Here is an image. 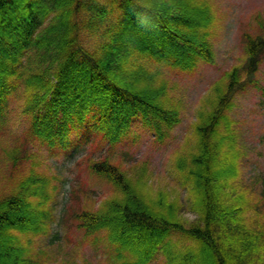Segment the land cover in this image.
<instances>
[{
	"label": "trees",
	"instance_id": "1",
	"mask_svg": "<svg viewBox=\"0 0 264 264\" xmlns=\"http://www.w3.org/2000/svg\"><path fill=\"white\" fill-rule=\"evenodd\" d=\"M110 3L119 11L118 21L106 32L108 39L91 49L83 32L98 29L111 7L98 0H0V125L18 93L24 97L29 135L50 148L78 147L90 131L113 148L129 137L136 121L163 140L180 122L162 72L134 64L133 58L139 53L186 72L201 63L215 65L212 3ZM242 43L243 62L213 84L197 109L192 144L176 153L177 179L194 220L185 218L181 199L170 190L151 187L146 163L130 174L109 157L86 159L90 172L107 180L115 193L72 218L86 235L106 231L123 264H151L158 254L167 264H264V223L247 218L251 206L236 185L240 151L229 116L238 94L260 85L264 20L243 33ZM6 157L18 171L33 152L21 142ZM49 186L33 166L0 195V264H45L15 232L46 231L52 216ZM173 235L195 247L186 254L173 252Z\"/></svg>",
	"mask_w": 264,
	"mask_h": 264
},
{
	"label": "rangeland",
	"instance_id": "2",
	"mask_svg": "<svg viewBox=\"0 0 264 264\" xmlns=\"http://www.w3.org/2000/svg\"><path fill=\"white\" fill-rule=\"evenodd\" d=\"M98 1L113 10L98 29L84 30V43L91 49L98 48L108 39L105 34L117 23L119 16V11L112 8L110 0ZM209 1L216 14L210 36L216 56L215 65L201 63L198 68L186 72L162 65L139 53L133 58L134 64L162 72L168 82L171 99L180 110V122L168 129L163 140L158 139L140 121H136L129 137L113 148L94 131H90L87 139L78 147L66 150L50 148L29 135V119L23 111L25 102L22 94L18 93L11 99L9 114L0 125V195L8 192L14 181L27 175L33 166L39 174L50 180L49 191L52 197L47 206L52 209V216L47 220L46 231L39 234L15 232L19 242L34 257L45 264H123L125 261L117 256L106 231L86 235L78 227V221L72 218L74 212L96 209L115 193L114 187L107 180L90 172L86 161L88 157H109L130 174H134L139 166L146 163L151 187L154 190H170L181 199L185 218H196L187 204V191L177 179L176 153L188 149L192 144V126L196 121L197 109L213 84L224 72L243 62V33L255 31L259 22L264 20V0ZM258 80V87L249 86L246 91L238 94L229 116L240 151L236 185L246 191L251 206L247 218L253 223H264V62ZM76 136L74 134L75 139ZM21 142L27 143L33 157L26 159L20 170L13 171L6 152ZM171 241L173 252L186 254L195 247V243L180 235L171 236ZM151 264H167V258L158 254Z\"/></svg>",
	"mask_w": 264,
	"mask_h": 264
}]
</instances>
